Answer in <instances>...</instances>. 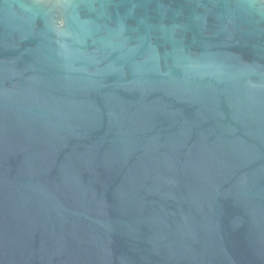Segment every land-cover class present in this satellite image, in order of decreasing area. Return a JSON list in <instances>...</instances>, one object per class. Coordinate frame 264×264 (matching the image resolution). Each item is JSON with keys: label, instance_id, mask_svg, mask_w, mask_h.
Here are the masks:
<instances>
[{"label": "water", "instance_id": "water-1", "mask_svg": "<svg viewBox=\"0 0 264 264\" xmlns=\"http://www.w3.org/2000/svg\"><path fill=\"white\" fill-rule=\"evenodd\" d=\"M0 264H264V0H0Z\"/></svg>", "mask_w": 264, "mask_h": 264}]
</instances>
